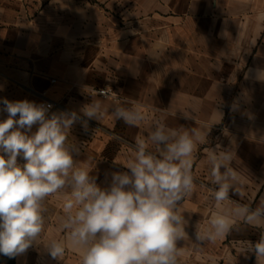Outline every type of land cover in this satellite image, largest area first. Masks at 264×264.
Instances as JSON below:
<instances>
[{
  "label": "crops",
  "instance_id": "1",
  "mask_svg": "<svg viewBox=\"0 0 264 264\" xmlns=\"http://www.w3.org/2000/svg\"><path fill=\"white\" fill-rule=\"evenodd\" d=\"M258 69H264V0H0V101L45 100L53 104L48 116H82L84 105L99 101L103 118L82 116L68 142L79 149L77 166L101 188L110 187L113 173L130 172L125 166L137 137L157 152L147 140L157 121L206 131L219 120L216 110L222 113L207 143L194 152L195 188L182 204L188 237L177 242L180 264H257L249 246L261 229L236 220L226 236L199 244L195 232L197 225L206 229L217 210L208 191L216 186L206 149L219 145L236 154L231 166L240 174L243 195L231 189V200L255 208L264 197V82ZM92 82L110 85L121 100L89 93ZM116 104L139 106L146 120L140 127L115 120ZM3 107L0 121L8 116ZM17 162L25 163L22 157ZM63 196L46 198L40 241L15 256L14 264H81L78 251L68 248L58 261L45 248L66 238Z\"/></svg>",
  "mask_w": 264,
  "mask_h": 264
},
{
  "label": "clouds",
  "instance_id": "2",
  "mask_svg": "<svg viewBox=\"0 0 264 264\" xmlns=\"http://www.w3.org/2000/svg\"><path fill=\"white\" fill-rule=\"evenodd\" d=\"M257 79L264 82V69L257 70ZM97 94L106 92L101 89ZM0 103L8 114L0 121V254L12 258L39 243L47 212L44 202L63 192L60 227L67 235L45 246L52 259L62 261L71 248L80 253L81 264H180L182 248L177 242L188 237L182 204L195 188L194 152L198 144L207 143L211 127L222 120L221 112L216 110L219 120L214 119L206 131H180L157 121L147 136L158 146L157 152L148 151L147 141L137 137L125 166L130 172L113 173L110 187L101 188L95 177L77 166L74 154L79 149L68 142L72 126L82 116L103 118L99 101L84 105L82 116L75 111L48 116L51 105L28 100L5 98ZM112 109L114 119L130 127H140L146 120L134 104H116ZM82 123L87 128V120ZM34 125L39 126L32 132ZM205 151L211 184L216 186L208 191L217 210L206 229L197 225L196 243L226 236L239 220L261 229L259 240L249 246L259 264L264 258V197L255 208L231 200V189L243 195L237 187L242 183L240 174L231 166L235 152L219 145ZM18 157L25 163L18 164ZM226 201L235 207L225 210Z\"/></svg>",
  "mask_w": 264,
  "mask_h": 264
},
{
  "label": "built area",
  "instance_id": "3",
  "mask_svg": "<svg viewBox=\"0 0 264 264\" xmlns=\"http://www.w3.org/2000/svg\"><path fill=\"white\" fill-rule=\"evenodd\" d=\"M87 89H88L89 93H91L93 95H97V96H100L97 94V91L104 89L106 92V95L101 96V97L109 98V99H112L114 101L121 100L120 95L110 85H100L99 86L95 82H92L88 85ZM41 104H44L45 106H47V105H51V107L53 106V104L51 102H48L45 100H42Z\"/></svg>",
  "mask_w": 264,
  "mask_h": 264
},
{
  "label": "trees",
  "instance_id": "4",
  "mask_svg": "<svg viewBox=\"0 0 264 264\" xmlns=\"http://www.w3.org/2000/svg\"><path fill=\"white\" fill-rule=\"evenodd\" d=\"M15 257H8L3 254H0V264H14Z\"/></svg>",
  "mask_w": 264,
  "mask_h": 264
}]
</instances>
